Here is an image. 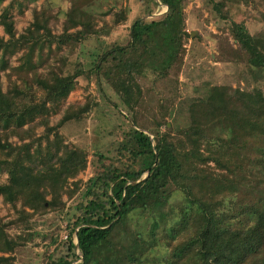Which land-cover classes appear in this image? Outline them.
I'll list each match as a JSON object with an SVG mask.
<instances>
[{
  "label": "trees",
  "instance_id": "obj_1",
  "mask_svg": "<svg viewBox=\"0 0 264 264\" xmlns=\"http://www.w3.org/2000/svg\"><path fill=\"white\" fill-rule=\"evenodd\" d=\"M89 1L69 0L57 33L51 26L57 16L47 0H8L1 6L0 196L14 216L0 221V252L18 245L8 238L7 225L59 212L65 207L63 196L71 198L83 184V201L45 264H141L146 251L157 244V233L168 248L166 264H264L261 88L205 86L194 101L208 113L207 121L178 129L167 119L178 94L176 85L167 101L157 98L150 120L142 109L147 111L150 87L141 78L150 73L153 81H171L170 75L177 76L183 66L191 37L185 29V0H151L167 7L163 17L135 19L125 45L96 54L89 71L119 96L129 128L123 132L116 161L96 153L93 175L83 182L76 179L88 155L66 143L60 128L87 114L90 101L65 103L83 72L71 71L70 56L82 40L126 22L129 11H114L111 24L99 25L83 9ZM201 1L222 18V8L233 4L264 6V0ZM28 8L32 19L18 32L14 11L23 14ZM229 30L234 42L220 45L219 60L241 62L245 53L250 66L264 71V25L251 33L244 20L231 21ZM109 58L112 62L105 63ZM55 114L60 117L52 123ZM39 126L43 128L37 132ZM138 159L145 165L135 170ZM62 168L74 178L71 186L59 184L55 175ZM174 190L183 195L186 206L180 207L179 223L159 231V223L170 215L164 208ZM137 211L160 219L151 216L147 238L131 228L130 216ZM13 259L0 255V264H13Z\"/></svg>",
  "mask_w": 264,
  "mask_h": 264
},
{
  "label": "rangeland",
  "instance_id": "obj_2",
  "mask_svg": "<svg viewBox=\"0 0 264 264\" xmlns=\"http://www.w3.org/2000/svg\"><path fill=\"white\" fill-rule=\"evenodd\" d=\"M43 0H37L40 4ZM157 1V0H156ZM158 2V1H157ZM8 3V0L0 2L1 6ZM49 7L57 16V21L52 22V30L60 32V25L64 18V13L69 6V0H47ZM127 7L128 19L120 25L113 26L108 32L98 35H91L74 47L70 56L71 71L82 69V73L77 76L74 89L67 96L65 103L83 104L90 101V110L87 114L67 121L60 131L65 142L75 145L86 151L88 163L84 171L76 177L82 182L93 175L95 170L96 153H102L112 161H116L118 148L123 137V132L128 130V120L124 116L127 114L119 96L103 80L96 81L94 75L89 71L93 62L97 60L96 54L111 50L116 45H125L129 40V26L137 18H159L163 17L167 11L166 6L160 3L154 4L151 0H90L83 9L92 13L98 20L99 25L104 21L111 24L113 13L121 8ZM220 17L215 11H208L201 0H185L184 16L185 29L191 33L185 47L186 54L184 63L179 74L170 75L171 81H153L150 73L142 77L140 82L150 87L149 96L146 100L147 111L143 109L149 120L150 110L156 111L157 98L164 97L165 101L170 97L171 90L176 85L177 96L172 101L173 105L167 115L168 121L174 129L188 125L191 122H206L208 113L197 107L199 102L194 99L201 97L205 92V86L215 84H227L243 89L261 88L264 94V71L257 70L246 61V54L243 53L241 62L219 60L218 49L224 42H234L230 33L231 21H243L248 30L253 33L264 25V6L249 8L242 4H233L227 10L222 8ZM15 27L21 32L31 21V9L24 10L23 14L14 11ZM193 33V34H192ZM0 34L2 27L0 26ZM62 53H67L66 50ZM109 59L105 63H111ZM16 64V62H13ZM3 87H6V79L2 77ZM172 81H177L175 84ZM196 100V99H195ZM149 108V109H148ZM200 111H202L200 113ZM206 113V114H203ZM60 115L51 116L54 123ZM42 126L36 128L37 132L42 130ZM164 129V126H161ZM122 160L125 159L122 157ZM145 165V160L138 159L133 164V169L137 170ZM58 182L63 187L71 186V178L67 171L62 168L56 173ZM4 176L0 177V181ZM71 198L63 196L65 207L59 212H50L44 215H33L29 220L22 223L7 225L5 232L9 239L18 243L10 252H0V255L14 257L13 264H45L47 255L54 246L55 241L65 238L69 226L73 221V214L78 203L83 201L84 188L81 186ZM186 206L183 195L174 190L165 205L164 210L170 211L165 223H159L158 230L170 227L174 223H179L180 207ZM14 216V210L2 201L0 196V221L6 222ZM151 216L156 214L134 212L130 216V225L133 230L140 232L147 238L151 225ZM157 230V232H158ZM158 240L143 256L141 264H166L164 257L168 248L165 243ZM5 264V263H4Z\"/></svg>",
  "mask_w": 264,
  "mask_h": 264
},
{
  "label": "crops",
  "instance_id": "obj_3",
  "mask_svg": "<svg viewBox=\"0 0 264 264\" xmlns=\"http://www.w3.org/2000/svg\"><path fill=\"white\" fill-rule=\"evenodd\" d=\"M193 34V33H192Z\"/></svg>",
  "mask_w": 264,
  "mask_h": 264
},
{
  "label": "water",
  "instance_id": "obj_4",
  "mask_svg": "<svg viewBox=\"0 0 264 264\" xmlns=\"http://www.w3.org/2000/svg\"><path fill=\"white\" fill-rule=\"evenodd\" d=\"M158 1V0H157Z\"/></svg>",
  "mask_w": 264,
  "mask_h": 264
}]
</instances>
